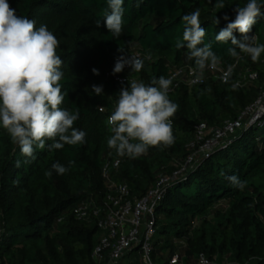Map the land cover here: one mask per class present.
Returning a JSON list of instances; mask_svg holds the SVG:
<instances>
[{
    "label": "trees",
    "instance_id": "trees-1",
    "mask_svg": "<svg viewBox=\"0 0 264 264\" xmlns=\"http://www.w3.org/2000/svg\"><path fill=\"white\" fill-rule=\"evenodd\" d=\"M8 2L17 15L34 20L37 28L47 25L59 40L56 52L63 60L61 84L66 93L61 107L79 110L74 127L86 137L84 144L51 151L47 145L52 141H47L44 149L37 148L34 157L28 158L0 127V264H96L91 253L100 237L97 218L79 220L72 210L86 199L103 205L107 193L104 165L109 163L113 182L125 183L130 197H140L154 185L159 172L172 174L184 162L191 152L188 144L195 125L201 121L220 125L236 118L263 90L264 53L253 62L237 49L236 58L227 53L233 47L231 40L215 41L219 31L234 20V9L248 0H224L223 9L216 7L217 0H125L119 38L104 24L106 0ZM196 9L206 30L205 43L210 42L221 57L218 64L232 66L229 79L222 83L205 72L207 79L201 84L178 85L169 92L170 100L179 105L172 117L175 143L167 148L150 147L137 158L118 156L107 145L111 134L107 118L116 107L119 90L130 81L113 79L114 59L136 45L144 67L139 72L130 68L124 74L145 84L161 75L169 77L179 66L196 68L194 60L187 58V48H175L184 30L181 17ZM225 15L229 20L223 19ZM233 35L242 39L238 31ZM249 35L264 44V17L258 18ZM93 68L99 75L93 74ZM247 70L257 77L242 88L235 87ZM92 85H102L103 93H93ZM177 158L183 162L176 165ZM116 159L119 164L113 166ZM69 161L75 163L65 174L52 170L54 163L69 167ZM49 170L51 177L45 176ZM232 175L246 182L243 190L230 183ZM153 216L154 262L167 264L168 257L178 251L184 264L200 253L216 264H264V115L207 156H197L193 167L170 180ZM175 239L184 245L174 244ZM135 249L139 250L136 246L124 256L127 264L135 263L129 257Z\"/></svg>",
    "mask_w": 264,
    "mask_h": 264
},
{
    "label": "clouds",
    "instance_id": "clouds-1",
    "mask_svg": "<svg viewBox=\"0 0 264 264\" xmlns=\"http://www.w3.org/2000/svg\"><path fill=\"white\" fill-rule=\"evenodd\" d=\"M124 2L106 0L103 20L114 38H119L123 30ZM225 6L224 0H217L216 7L223 9ZM262 8L264 3L260 0H248L246 5L237 6L234 20L215 36L217 42L231 40L233 47L228 48L227 53L232 57L239 58V52H243L257 62L264 53V44H257L256 37L249 35L258 18L264 17ZM223 19L227 21L229 17L225 15ZM181 20L184 30L182 39L175 40V48L188 49L187 58L194 60L199 71L197 81H202L203 70L215 67L221 57L212 50L210 42L204 41L206 30L201 26L199 9L183 15ZM218 23L216 17L215 24ZM95 24L99 27L101 20H96ZM234 31H238L242 39L238 40ZM58 46L59 40L47 25L41 24L37 28L34 20L17 15L8 0H0V127L28 158L34 157L37 148L44 149L47 141H52L47 145L49 151L85 143L86 133L74 127L79 110L61 107L66 93L62 91L63 60L57 55ZM118 51L124 53L122 48ZM126 65L139 72L144 62L140 58L121 55L112 74L122 72ZM92 71L99 75L97 69ZM231 72L230 65L223 76L225 82ZM171 85L172 79L161 75L151 84L132 80L128 86L121 87L115 110L107 118L111 133L107 145L118 156L137 158L147 154L150 147L167 148L175 143L172 117L179 105L169 98ZM91 90L101 95L103 86L92 85ZM74 163L69 161V167L54 163L52 170L63 175ZM52 170L46 171L45 176L51 177ZM228 180L241 190L246 185L236 175Z\"/></svg>",
    "mask_w": 264,
    "mask_h": 264
},
{
    "label": "built area",
    "instance_id": "built-area-1",
    "mask_svg": "<svg viewBox=\"0 0 264 264\" xmlns=\"http://www.w3.org/2000/svg\"><path fill=\"white\" fill-rule=\"evenodd\" d=\"M125 54L141 59V54L138 51ZM118 57L114 59V66ZM228 68L220 64L215 67H206L202 73V81H197L199 75L197 68L189 65L176 67L167 77L172 79L169 92L180 84L190 87L203 83L207 79L205 72L209 73L213 79L225 83L223 76ZM129 69L130 67L126 65L122 72L113 75V79L118 83L134 80L133 77L124 74ZM256 77V72L247 70V72L241 73L234 86L242 88L248 81H252ZM114 110L115 107L112 112ZM263 115L264 88L256 100L240 111L236 118L226 119L220 125H209L204 121L199 122L194 127L193 140L188 144L191 152L184 162L179 164L178 169L171 175H160L154 185L140 197H130L129 188L125 183L113 182L109 177V163H106L102 169L107 188L103 205L94 203L92 199H86L77 203L72 210L79 220L86 221L92 216L97 218L100 237L91 253L94 262L96 264H101V262H104V264H127L128 262L124 260V256L137 246L143 264H165L163 262L156 263L152 260L151 241L154 235V207L164 193L169 181L193 167L197 156H207L215 147L228 143L229 139L238 130L251 125ZM118 164L119 160L116 159L112 165L117 166ZM173 241L176 245H184L182 240L175 239ZM181 257L178 251L174 252L168 257L167 264H184ZM192 264L216 263L212 258L200 253Z\"/></svg>",
    "mask_w": 264,
    "mask_h": 264
},
{
    "label": "rangeland",
    "instance_id": "rangeland-1",
    "mask_svg": "<svg viewBox=\"0 0 264 264\" xmlns=\"http://www.w3.org/2000/svg\"><path fill=\"white\" fill-rule=\"evenodd\" d=\"M131 48H132V50L133 51H139L137 48H136V45H134V44H132L131 45ZM111 151L112 150H109L108 152H107V154L105 155V156H109V154L111 153ZM176 165H178L179 163H181V162H183V158H177L176 159ZM173 172V171H172ZM171 172V173H172ZM158 175H171L169 172H159V174ZM222 204H224L225 202L224 201H220ZM152 244V243H151ZM130 263H132V262H135L134 264H143L142 263V261H141V257H140V252H139V250L138 249H135L134 251H132V253H130ZM194 259H195V256H191L189 259H188V261H187V263L188 264H192L193 262H194ZM215 260V259H214ZM161 262H163V261H161ZM156 263H159V262H156ZM164 263V262H163Z\"/></svg>",
    "mask_w": 264,
    "mask_h": 264
}]
</instances>
